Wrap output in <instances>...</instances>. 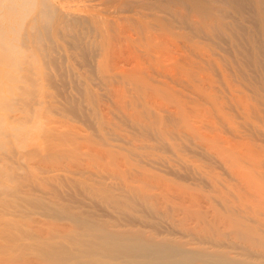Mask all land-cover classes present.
I'll return each instance as SVG.
<instances>
[{
  "label": "rangeland",
  "instance_id": "1",
  "mask_svg": "<svg viewBox=\"0 0 264 264\" xmlns=\"http://www.w3.org/2000/svg\"><path fill=\"white\" fill-rule=\"evenodd\" d=\"M51 1L92 19L85 38L55 26L43 34L50 49L36 53L37 80L21 72L0 83L14 100L0 106L13 125L0 137V264H57L36 250L55 243L77 252L71 262L65 251L68 264H97L103 254L89 251L82 224L121 245L128 234L177 244L191 264H207L211 252L264 264V66L252 64L262 43L250 37L252 11L214 0L204 1L208 13L163 0Z\"/></svg>",
  "mask_w": 264,
  "mask_h": 264
},
{
  "label": "bare ground",
  "instance_id": "2",
  "mask_svg": "<svg viewBox=\"0 0 264 264\" xmlns=\"http://www.w3.org/2000/svg\"><path fill=\"white\" fill-rule=\"evenodd\" d=\"M73 1V0H72ZM110 1V0H109ZM122 1V0H119V2ZM124 1V0H123ZM127 1V0H126ZM134 1V0H133ZM139 1V0H138ZM138 1H137V4H138ZM148 1V0H147ZM150 1V0H149ZM157 1V0H156ZM164 2H168V3H172L174 6H178L180 7L181 5H188L190 9H193L194 11H198V12H209L210 10L209 9H214L213 7H209L207 6L204 1L205 0H163ZM207 1V0H206ZM210 1V0H209ZM213 1V0H212ZM66 2V0H65ZM68 2H71L68 1ZM100 4H101V1H99ZM98 2V3H99ZM108 2V0H107ZM155 2V1H154ZM157 2H160L159 0ZM214 2H222V4L224 3L225 5H231V6H235V13L237 11V14L239 11H242L244 12V8L246 10V8L248 7L250 12L252 11L253 13V17H249V18H252L254 19L253 22H254V26L252 27V30L253 28L254 29V32L253 33H256L257 35L260 36V40H261V46H260V50H259V47H258V50L260 54H258L259 56L261 55L263 58H264V0H214ZM91 3V2H89ZM97 3V4H98ZM125 2H123L124 4ZM132 3V2H131ZM134 3V2H133ZM143 3L146 5V3H150V2H146V0H143ZM122 4V7H124ZM130 4V3H129ZM135 4V3H134ZM152 4V2L150 3ZM178 4V5H176ZM74 5V4H73ZM91 5V4H90ZM127 5V4H126ZM171 4L167 5V6H170ZM180 5V6H179ZM227 5V6H228ZM77 6V7H76ZM97 6V5H96ZM211 6V5H210ZM64 7V6H63ZM63 7L60 6V4H58V7L56 5H54V3L51 1V0H0V83L2 82H9V86H10V82H14V81H18L19 78L21 77L22 79V74L19 75V73H23V72H26V73H23V78L25 77L24 75L26 74V81L28 79V76L30 77V75L34 76V79L37 80V77L39 75H36V72L39 69H37V67L35 65H32L36 62H39V54H43V52H46L47 50L45 49V47L43 46V41L45 39H47L48 37L46 36L48 33L50 34V31L53 29V26H55V29L57 28L58 30L57 31H61V33L65 34L64 36H71L70 38H75V39H81L82 37H84V34L86 32H88V28L86 27V25H89V24H86V22L88 23V21L90 20L91 18V15H85V14H80L77 12V10H75V8L77 9L78 5H75L73 7V10L72 8L70 9L69 7H71L69 5L68 9L67 10V7H66V4H65V7L63 9ZM146 7V6H145ZM153 7V6H152ZM151 7V8H152ZM82 8V7H81ZM181 8V7H180ZM230 8V6H229ZM233 7H231L230 9L232 10ZM87 9V8H86ZM85 9V10H86ZM238 9H242V10H238ZM91 10V9H90ZM217 10V9H215ZM83 11V10H82ZM115 11V10H114ZM118 11V10H117ZM175 11V10H174ZM177 11V10H176ZM218 11V10H217ZM234 11V9H233ZM89 12V11H88ZM91 12V11H90ZM178 12V11H177ZM207 12V13H208ZM223 12V11H222ZM243 12H240V13H243ZM212 14V12H210ZM91 14V13H90ZM175 14V12H174ZM94 15V14H93ZM181 18L182 16L179 15ZM249 16H252L251 14ZM97 17V16H96ZM238 17V16H237ZM105 18V17H104ZM118 18V17H117ZM132 18V17H130ZM185 18V17H184ZM92 19V18H91ZM122 19V18H120ZM183 19V18H182ZM188 19V18H187ZM241 19V18H240ZM94 20V19H93ZM119 20V18H118ZM117 20V21H118ZM136 21V19H134ZM185 20V19H184ZM245 20V19H243ZM250 20V19H249ZM115 21V20H114ZM122 21V20H121ZM131 21V20H130ZM133 21V20H132ZM213 21V20H211ZM93 22V21H92ZM103 23V22H102ZM109 24L108 22L105 21V24ZM117 23V22H116ZM250 23V22H249ZM252 23V22H251ZM92 23H90L91 25ZM96 24H97V21H96ZM144 24V23H143ZM209 24V23H208ZM228 24V23H227ZM237 24V23H236ZM235 24V25H236ZM253 24V23H252ZM100 25V23H99ZM121 25V24H120ZM128 25V24H127ZM229 25V24H228ZM94 26V25H93ZM98 26V25H97ZM96 26V27H97ZM221 26V25H220ZM230 26V25H229ZM234 26V25H233ZM232 26V28H233ZM92 27V25H91ZM89 27V28H91ZM122 27V25H121ZM236 27V26H235ZM234 27V28H235ZM241 27V26H240ZM245 27V26H244ZM243 27V30L241 28V32L244 31V29L248 28V31L245 30V32L247 31L248 32V35H251V31H249L250 27H246L244 28ZM95 28V26H94ZM99 28V26H98ZM102 28H104L102 26ZM231 28V29H232ZM93 29V28H92ZM91 29V30H92ZM96 29V28H95ZM226 29V27H225ZM98 30V32L100 31V29H96ZM102 30V29H101ZM251 30V29H250ZM55 31V30H53ZM256 31V32H255ZM91 32V31H90ZM107 31H105L106 33ZM246 32V33H247ZM250 32V34H249ZM58 33V32H57ZM60 33V32H59ZM60 33V34H61ZM99 33H102V32H99ZM243 33V32H242ZM43 34L44 37H47L45 39H43ZM93 34V32H92ZM97 35V33H95ZM145 34V33H144ZM95 35V36H96ZM247 35V34H246ZM253 34V36L251 35L250 37H255L257 35ZM49 36V35H48ZM51 36V35H50ZM87 36V35H86ZM91 36V35H89ZM152 36V35H151ZM94 35L92 37L89 38V40L91 38H93ZM99 37V35H98ZM98 37L96 36V38L98 39ZM101 37V36H100ZM248 37L247 39L249 40V42L251 41L250 39H253V38H250ZM85 38V37H84ZM147 38V37H146ZM158 38V37H156ZM258 37H256L255 39H257ZM262 38V39H261ZM95 39V38H94ZM246 39V40H247ZM254 39V40H255ZM258 39V40H259ZM48 40V39H47ZM86 40V39H85ZM84 40V41H85ZM88 40V41H89ZM93 40V39H92ZM91 40V41H92ZM162 40V39H160ZM258 40H255L258 42ZM259 40V41H260ZM52 41V40H51ZM81 41V40H80ZM90 41V42H91ZM98 41V40H97ZM96 41V42H97ZM100 41V40H99ZM94 42V41H93ZM95 42V44H96ZM161 42V41H160ZM252 42V41H251ZM43 43V44H42ZM75 43H77L75 41ZM83 43V42H82ZM89 43V42H88ZM98 43V42H97ZM140 43V42H139ZM145 43V42H144ZM153 43V42H152ZM52 44V42H51ZM55 44V43H54ZM86 44V43H84ZM94 44V45H95ZM150 44V43H149ZM148 44V45H149ZM154 44V43H153ZM160 44V43H159ZM46 45V44H44ZM79 45V43H78ZM93 45V44H92ZM253 45H254V42H253ZM252 45V46H253ZM47 46V45H46ZM49 46V45H48ZM47 46V47H48ZM82 47V46H81ZM102 47V46H101ZM138 47V46H137ZM151 47V46H150ZM49 48V47H48ZM86 48V47H85ZM50 49V48H49ZM166 49V48H165ZM138 50V49H137ZM163 50V49H162ZM49 51V50H48ZM252 51L254 52V50L252 49ZM39 53V54H36V53ZM109 52V51H108ZM47 53V52H46ZM45 53V55H46ZM150 53V52H149ZM257 53V52H256ZM254 54V53H253ZM252 54V55H253ZM36 55V56H35ZM165 55V53H164ZM44 56V55H43ZM248 56V55H247ZM259 56L257 58H254L253 56V59H252V64L254 63L255 66L257 67V65L259 66H264V59H259ZM159 57V56H158ZM250 57V56H249ZM256 57V56H255ZM35 58H38V61L37 59ZM43 58V57H42ZM45 58V56H44ZM142 59V58H141ZM160 59V58H159ZM126 60V59H125ZM35 61V62H34ZM166 62V61H165ZM253 64V65H254ZM45 65V64H44ZM47 65V63H46ZM48 65H50L48 63ZM33 66H35L36 71H34L32 68H34ZM138 66V65H137ZM156 66V65H155ZM162 66V65H161ZM258 66V67H259ZM49 67V66H48ZM257 67V68H258ZM11 68V69H9ZM135 68V67H134ZM143 68V67H142ZM35 72H33L34 74H32V70ZM144 69V68H143ZM146 69V68H145ZM47 70V69H45ZM142 71V70H141ZM37 72V74H38ZM44 75H46L44 73V70L42 71ZM48 72V71H47ZM164 72V71H163ZM18 73V74H17ZM172 73V72H171ZM182 73V72H181ZM133 74V73H132ZM41 75V74H40ZM37 76V77H36ZM43 76V75H42ZM19 77V78H18ZM36 77V78H35ZM40 77V76H39ZM264 77V76H263ZM45 78V77H44ZM47 78V77H46ZM20 79V80H21ZM31 79V80H30ZM33 77H30L28 80L29 81H32ZM79 79V78H78ZM42 80V79H40ZM45 80V79H44ZM263 80V83H264V79ZM260 79V82L262 81ZM22 81V80H21ZM28 81V83H29ZM35 81V80H33ZM38 82V81H37ZM46 82V81H45ZM86 82V81H85ZM132 82V81H131ZM27 83V84H28ZM32 83V82H31ZM31 83H29L31 85ZM36 83V81H35ZM34 83V84H35ZM145 83V81H144ZM4 84V83H3ZM8 84V83H7ZM6 84V85H7ZM28 84V85H29ZM41 84V83H40ZM44 84V83H43ZM2 85V84H0ZM5 85V84H4ZM5 85V86H6ZM29 87H32L30 86ZM47 85V84H46ZM130 85V84H129ZM147 85V84H146ZM8 86V85H7ZM7 87L8 90H12L10 87ZM35 86V85H34ZM50 86V84H49ZM3 86L0 87V106L4 107V108H12L13 106V102L14 100L12 99V97H7L5 96L4 94V89L2 88ZM27 87V86H26ZM37 87V86H36ZM39 87V86H38ZM135 87V86H134ZM27 89V88H26ZM36 89V88H35ZM40 90H42L41 88H39ZM30 90V88L28 89V91ZM27 91V92H28ZM39 91V90H38ZM40 92V91H39ZM43 92V91H42ZM53 93V92H52ZM34 94V92H33ZM39 94V93H38ZM43 94V93H42ZM31 95V94H30ZM35 95V94H34ZM50 97V96H49ZM37 98V97H36ZM41 98V96H40ZM39 98V99H40ZM143 98V97H142ZM42 100V99H41ZM39 100V101H41ZM44 100V99H43ZM42 100V101H43ZM45 101V100H44ZM35 102V101H34ZM46 102V101H45ZM47 103V102H46ZM54 103V102H53ZM52 104V103H51ZM41 107V106H40ZM148 107V106H147ZM56 108V107H55ZM51 109V108H50ZM143 109V108H142ZM39 112V111H38ZM49 113V111H48ZM47 114V113H46ZM172 117V116H171ZM4 118V119H3ZM147 118V117H146ZM40 119V118H39ZM38 119V120H39ZM42 119V118H41ZM21 120V119H20ZM35 121V120H34ZM11 122V121H10ZM21 122V121H20ZM43 121H41L42 123ZM25 123V122H24ZM40 123V122H39ZM44 123V122H43ZM134 123V122H133ZM35 124V123H33ZM45 124V123H44ZM21 125V124H20ZM31 125V124H30ZM36 125V124H35ZM38 125V124H37ZM41 125V124H39ZM38 125V126H39ZM13 129V125L11 127V125L8 124L7 122V119H5V117H2L0 115V135H1V132L2 131H5L6 133V130L7 128ZM24 126V125H22ZM20 126L19 130H23L24 128ZM45 126V125H44ZM101 126V125H100ZM22 127V128H21ZM25 127V126H24ZM27 127V126H26ZM37 127V126H36ZM35 127V128H36ZM41 127V126H40ZM151 127V126H150ZM30 128V127H29ZM33 128V127H32ZM39 128V127H38ZM44 128V131H47L45 130V127ZM99 128V127H98ZM6 129V130H5ZM15 129V128H14ZM57 129V128H56ZM104 129V128H103ZM2 130V131H1ZM30 130V129H29ZM34 130V129H33ZM13 131V130H12ZM42 131V130H40ZM50 131V130H49ZM11 132V131H10ZM15 133V131H13ZM26 132L28 133V131L26 130ZM43 132V131H42ZM18 133V132H16ZM15 133V134H16ZM25 133V131H24ZM33 133V132H32ZM44 133V132H43ZM110 133V132H109ZM2 134H4L2 132ZM8 134V133H7ZM6 135V134H5ZM5 135H1L0 137L2 138V136H5ZM11 134L9 133V136ZM14 135V134H13ZM20 135V134H19ZM19 135L17 134L16 137L18 138ZM59 136V135H58ZM101 137V136H100ZM122 137V136H121ZM8 138V137H7ZM12 138V137H11ZM21 138V137H20ZM9 139V138H8ZM16 139V138H15ZM19 139V138H18ZM33 139V138H32ZM1 140L3 139H0V144H3L2 146L5 145L4 141L2 142ZM11 140V139H10ZM21 141V139H19ZM26 141V140H25ZM22 142V141H21ZM20 142V143H21ZM27 142V141H26ZM9 143V142H8ZM13 143V142H12ZM16 143V142H15ZM18 143V142H17ZM35 144H36V140H35ZM15 145H18V144H15ZM148 145V144H147ZM1 146V147H2ZM11 146V145H10ZM35 146V145H34ZM5 147H7L5 145ZM20 147V146H19ZM23 147V146H22ZM38 147V146H37ZM149 147V146H148ZM15 148V147H14ZM11 149V148H10ZM7 150V149H6ZM5 150V151H6ZM29 150V149H28ZM10 151V150H9ZM1 154V152H0ZM12 154V153H11ZM52 155V154H51ZM27 156V155H26ZM148 156V155H147ZM24 157V156H23ZM125 158V157H124ZM162 159V158H160ZM2 161V160H1ZM7 161V160H6ZM24 161V160H23ZM153 162V161H152ZM17 163V162H16ZM149 163V162H148ZM5 164V163H4ZM257 164V163H256ZM57 165V164H56ZM12 167V166H11ZM27 167V166H26ZM59 167V166H58ZM257 167V166H256ZM3 168V167H2ZM28 170V169H27ZM263 172V171H262ZM4 173V172H3ZM29 173V171H28ZM34 173V172H33ZM146 174V173H145ZM50 175V174H49ZM8 176V175H7ZM260 176V175H259ZM29 177V176H28ZM262 177V176H261ZM1 178V177H0ZM46 178V177H45ZM147 178V177H146ZM5 179V178H4ZM41 179V178H40ZM263 179V178H262ZM7 180V179H6ZM46 180V179H45ZM1 183V182H0ZM7 183V182H6ZM257 183V182H256ZM2 185V184H1ZM0 185V186H1ZM6 185V184H5ZM253 185V184H252ZM262 185V184H261ZM11 187V186H10ZM25 187V186H24ZM262 187V186H261ZM3 188V187H2ZM1 189V188H0ZM10 189V188H9ZM21 189V188H20ZM11 190V189H10ZM15 190V189H14ZM17 192L18 189L16 190ZM21 191V190H20ZM27 191V190H26ZM248 192V191H247ZM256 192V191H255ZM218 193V192H217ZM21 194V192H20ZM250 194V193H249ZM17 195V194H16ZM16 195L15 198H16ZM27 195V194H26ZM25 196V195H24ZM23 196V197H24ZM5 197V196H4ZM19 197V196H18ZM26 198V197H25ZM32 198H33V195H32ZM226 199V198H225ZM9 200V199H8ZM14 200V199H13ZM12 200V201H13ZM26 200V199H25ZM29 200V199H28ZM264 200V199H263ZM5 201V200H4ZM7 201V200H6ZM31 201V200H30ZM232 201V200H231ZM261 201V200H260ZM18 202V201H17ZM36 202V201H35ZM39 202V201H38ZM224 202V201H223ZM2 203V202H1ZM4 203V202H3ZM5 203H8V202H5ZM10 203V202H9ZM29 203V202H28ZM234 203V202H233ZM11 204V203H10ZM8 204V205H10ZM27 204V203H26ZM31 204V203H30ZM38 204V203H37ZM230 204V203H229ZM3 206V204H1ZM7 205V204H6ZM17 206H19L18 204H16ZM15 205V206H16ZM23 205V204H22ZM34 205V204H33ZM40 205V204H39ZM257 205V204H255ZM11 206V205H10ZM21 206V205H20ZM234 206V205H233ZM244 206V205H243ZM9 207V206H8ZM40 207V206H39ZM260 207V206H259ZM16 208V207H15ZM21 209V207H18V209ZM31 208V206H30ZM29 208V209H30ZM6 209V208H5ZM35 209V208H34ZM49 209V208H48ZM224 209V208H223ZM244 209V208H243ZM261 209V208H260ZM15 210V209H14ZM26 210V209H25ZM33 210V209H31ZM234 210V209H233ZM263 210V209H262ZM1 211V210H0ZM5 211V210H4ZM3 211V212H4ZM20 210H16V212ZM24 211V210H23ZM250 211V210H249ZM38 212V211H37ZM264 212V211H262ZM1 213V212H0ZM12 213V212H11ZM14 213V212H13ZM26 213V211L24 212ZM15 214V213H14ZM18 214V212H17ZM5 215V214H4ZM8 215V214H7ZM17 216V215H16ZM20 216V215H19ZM3 217V216H2ZM5 217V216H4ZM25 217V216H24ZM249 217V216H248ZM260 217V216H259ZM22 218V217H21ZM33 218V217H32ZM74 218V217H73ZM3 219V218H2ZM7 219V218H6ZM20 219V218H18ZM17 219V220H18ZM24 219V218H22ZM75 219H79V218H75ZM25 220V219H24ZM231 220V219H230ZM16 221V220H15ZM32 221V220H31ZM78 220H76L77 222ZM4 222V221H3ZM8 222V221H7ZM13 222V220H12ZM11 222V223H12ZM17 222V221H16ZM23 222V221H22ZM27 222V221H26ZM259 222V221H258ZM37 223V222H36ZM15 224V222H14ZM23 224V223H22ZM231 224V223H230ZM242 224V223H241ZM26 225V224H24ZM245 225V224H244ZM12 226V225H11ZM15 227V226H14ZM30 227V226H29ZM82 229L84 230L83 234L85 233V236L87 237V239H85L84 243L86 246H88L89 251H93V253L95 252H101L103 254V260L101 261H97L96 263L97 264H117V262L115 261H119L118 263H123L121 261L124 260V264H191L192 261L189 260V256L186 257V258H183L185 257L186 255H184V253H190L186 250H183V248H180V247H177L175 244L171 245V244H168V243H164V242H155V240L151 241V240H147V239H144L142 237H139V235L137 234L136 236L137 237H131L129 238V234L124 237L123 239L126 240L127 242V245H121L122 243H119V241L117 242L115 238H121V237H116L112 234H109V233H106L104 232L100 227L98 226H93V225H87V224H82ZM223 227V226H222ZM233 227V226H232ZM16 228V227H15ZM13 228V229H15ZM19 228V227H18ZM21 228V227H20ZM23 228V227H22ZM21 228V229H22ZM2 229V228H1ZM5 229H8V228H5ZM25 229V228H23ZM22 229V230H23ZM233 229V228H231ZM237 229V228H236ZM6 231V230H5ZM10 231H11V228H10ZM14 231V230H13ZM32 231V230H31ZM28 230V232H31ZM94 231H99V232H102L103 233V236H99V237H103L102 239V242L100 243H96L94 241L95 237L93 240H92V236H93V232ZM233 231V230H232ZM242 231V230H241ZM240 231V232H241ZM20 232V231H19ZM22 232V231H21ZM27 232V231H25ZM115 232V231H114ZM216 232V231H215ZM235 232V231H234ZM238 232V231H237ZM9 233V239H10V233H13V232H8ZM236 233V232H235ZM248 233V232H247ZM6 234V233H5ZM14 234V233H13ZM26 234V233H25ZM24 234V235H25ZM35 234V232H34ZM53 234V233H52ZM51 234V235H52ZM118 234V233H117ZM134 234V233H133ZM141 234V233H140ZM239 234V233H238ZM241 234V233H240ZM243 234V233H242ZM253 234V233H252ZM27 235V234H26ZM26 235L23 237V234H22V238H26V243H28V246L31 245L33 242H30L31 244H29V242H27V239L29 238L28 235L26 237ZM57 236H59L58 234H56ZM3 236V235H2ZM13 236V235H11ZM17 236V234H16ZM35 236V235H34ZM33 236V237H34ZM37 236V235H36ZM54 236V234H53ZM62 236V235H61ZM119 236V235H118ZM129 236V237H128ZM8 237V235H7ZM51 237V236H49ZM98 237V238H99ZM149 237V236H148ZM244 237V235H243ZM3 238V237H2ZM6 238V237H5ZM32 238V237H31ZM38 238V237H37ZM46 238V237H45ZM59 238V237H58ZM97 238V239H98ZM151 238V237H149ZM242 238V236H241ZM245 238V237H244ZM243 238V240H245ZM253 238V237H252ZM14 241L16 240L15 239V236L13 237ZM18 239V238H17ZM19 239L21 241H23V239L20 238V235H19ZM40 239V238H39ZM50 239V238H49ZM122 239V240H123ZM237 239V238H235ZM251 239V237H250ZM258 239V238H256ZM12 240V239H10ZM29 240V239H28ZM37 240V239H36ZM41 240V239H40ZM46 240V239H45ZM48 240V239H47ZM57 240V238H56ZM66 240V239H65ZM68 240V239H67ZM175 240V239H174ZM231 240V239H230ZM240 240V239H239ZM238 240V241H239ZM7 241V240H6ZM5 241V242H6ZM13 241V240H12ZM12 241H9L12 243ZM13 241V242H14ZM19 241V240H18ZM25 241V240H24ZM23 241V242H24ZM31 241V240H30ZM54 241V240H53ZM63 241V240H62ZM69 241V240H68ZM116 241V242H115ZM161 241V240H160ZM164 241V240H162ZM219 241V240H218ZM252 241V240H251ZM257 241V240H256ZM255 241V243H257ZM48 242V241H46ZM45 242V244H47ZM50 242V241H49ZM120 242H122L120 240ZM167 242V241H166ZM21 242H19L20 244ZM25 243V242H24ZM41 242H39L40 244ZM52 244V242H50ZM49 243V244H50ZM55 243V242H54ZM118 243V244H117ZM175 243V242H174ZM246 243V242H245ZM251 243V242H250ZM263 243V242H262ZM9 244V243H7ZM16 244H18L16 242ZM22 244V243H21ZM20 244V245H21ZM43 244V243H42ZM58 244V243H57ZM120 244V245H119ZM187 244V243H186ZM217 244V243H216ZM223 244V243H222ZM235 244V243H233ZM254 244V242H253ZM258 244V243H257ZM14 245V244H13ZM26 245V244H25ZM41 245V244H40ZM71 245H72V242H71ZM175 245V246H174ZM179 245V244H178ZM3 246V245H2ZM7 246V245H6ZM12 246V245H11ZM16 246V245H15ZM19 246V245H18ZM33 246V245H32ZM35 246V245H34ZM37 246V245H36ZM42 246V245H41ZM44 246V245H43ZM42 246V249L39 250V248H37L36 250H38L37 252L40 253V254H43V255H46L48 256L54 263H61V260L64 258L66 260L63 259V261L65 262L64 264H68L69 261L71 260V262H74V260L72 261L71 258H75L77 257L76 254L77 252L75 251H72V254L70 251H67L69 252V254L71 255H75V256H70L68 254V252H65V248L64 250H61L63 249V246L60 247V249L58 248L59 246H56V243L54 244V246H48L46 248V245H45V248H43ZM67 246V245H65ZM235 246V245H234ZM241 246V245H240ZM246 246V245H245ZM256 246V245H255ZM8 247V246H7ZM23 246L19 247V248H22ZM70 248V246H68ZM72 247V246H71ZM186 247V246H185ZM233 247V246H232ZM16 248V247H15ZM25 248V247H24ZM30 248V247H28ZM32 248V247H31ZM215 248V247H214ZM14 249V248H13ZM12 249V250H13ZM75 249V248H74ZM194 249V248H193ZM230 249V248H229ZM236 249V248H235ZM244 249V248H243ZM72 250V249H70ZM196 250V249H195ZM247 251V249H245ZM193 251V250H192ZM222 251V250H221ZM220 251V252H221ZM6 252V251H5ZM29 252V251H28ZM75 252V254H73ZM214 252V251H213ZM225 252V251H224ZM248 252H250L248 250ZM212 253V252H211ZM209 255V262L207 264H248V262H242V261H239V260H233L232 258L229 259L228 256H223L222 255H217L216 254H211ZM223 253V252H222ZM31 254H34V253H31ZM37 254V253H35ZM39 254V255H40ZM66 254H68L67 256L70 257L68 259V257H66ZM221 254V253H220ZM256 254V253H255ZM1 255V254H0ZM228 255V254H227ZM235 255V254H234ZM246 255V254H245ZM254 255V254H253ZM259 255V254H258ZM81 256V255H80ZM79 256V258H80ZM178 256V257H177ZM231 256V255H230ZM261 256V255H260ZM19 257V256H18ZM21 257V256H20ZM39 257V256H38ZM139 257V258H138ZM177 257V258H176ZM259 257V256H258ZM257 257V258H258ZM262 257V256H261ZM77 258V259H79ZM133 258H137L139 260H142L141 262H138L136 263ZM142 258V259H140ZM237 258H240L237 257ZM243 258V257H242ZM249 258V257H248ZM264 258V257H263ZM75 259V260H77ZM120 259V260H118ZM190 259H192L190 257ZM49 260V259H48ZM47 260V261H48ZM69 260V261H68ZM241 260V259H240ZM264 260V259H263ZM248 261V260H247ZM70 262V263H71ZM77 262H79L77 260ZM251 262V261H250ZM256 262V261H255ZM261 262V261H259ZM263 263V262H262ZM18 264V263H17ZM63 264V262L61 263ZM250 264V263H249ZM252 264V263H251ZM261 264V263H260Z\"/></svg>",
  "mask_w": 264,
  "mask_h": 264
}]
</instances>
